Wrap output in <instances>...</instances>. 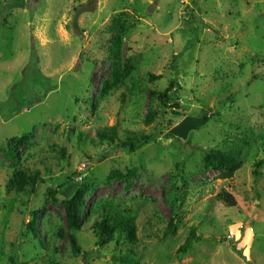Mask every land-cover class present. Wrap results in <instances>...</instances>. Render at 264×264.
<instances>
[{"label": "rangeland", "instance_id": "374dc122", "mask_svg": "<svg viewBox=\"0 0 264 264\" xmlns=\"http://www.w3.org/2000/svg\"><path fill=\"white\" fill-rule=\"evenodd\" d=\"M18 1L0 0V264H123L130 246H99L93 231L104 200L134 215L142 264H264V166L254 174L264 158V0ZM115 18L132 71L103 95ZM171 81L180 110L162 115L151 93ZM151 109L160 114L146 125ZM185 119L198 124L174 131ZM114 126L122 142L161 135L133 153L98 145L97 132ZM34 129L10 162V139ZM245 143L232 178L203 170L207 152ZM21 169L40 172L33 193L11 187ZM114 171L127 178L109 182ZM79 186L88 196L75 256L62 201ZM38 210L36 238L27 225Z\"/></svg>", "mask_w": 264, "mask_h": 264}, {"label": "trees", "instance_id": "16d2710c", "mask_svg": "<svg viewBox=\"0 0 264 264\" xmlns=\"http://www.w3.org/2000/svg\"><path fill=\"white\" fill-rule=\"evenodd\" d=\"M18 7H24L25 2L23 0L18 1ZM108 32L110 34V41L108 46V54L109 58L112 61V74L111 78L105 80L101 87V93L103 95L111 94L116 90H119L123 86V79L127 77L131 71L132 67L129 64L130 59H123L122 57V47H123V39H124V27L119 22L118 19H114L111 25L108 28ZM149 76L158 80L161 79L162 76H155L153 74H149ZM179 87V84L171 81L169 83L168 88L164 92H152V99L155 97L158 100L160 106L162 107V115L166 114V110L170 108V110L179 111L180 105L176 103H172L171 93L173 90H176ZM178 112H174V116H177ZM159 111L151 109L144 123L146 125L152 124L156 117L159 116ZM209 117H205V121H207ZM170 124L172 122H169ZM198 124L193 119H185L182 123L178 124L173 130H179L182 127L188 126L190 129L194 128V125ZM36 129V128H35ZM33 132L25 134L22 137H14L10 139L7 147L6 157L10 162L15 161L18 158L19 151L24 148L32 139ZM161 134H140L136 135L134 133H128L127 139L122 142L118 137V129L116 126L112 128H104L100 129L97 132L98 137V145H103L104 143H108L110 145H115L117 150H122L125 152L133 153L137 149L155 141L157 137ZM244 145L238 146L236 149H232L230 151H221V150H211L207 152L203 157V170L205 172L210 171H219L221 173V178L223 180L230 179L233 177L236 170L240 167V156L243 149H245ZM264 166V158L259 160L254 164V174L255 176L261 175L259 172V168ZM131 175H134L133 171L129 172ZM127 178V175L120 171L111 172L109 176V182L114 180H123ZM42 181L40 172H35L30 174L28 171L19 170L13 174V178L10 182L12 188H14L17 192L22 193H33L35 191V187L38 182ZM62 183L60 186H63ZM56 192H50V196L55 198ZM88 196V187L79 186L74 194L69 198L62 201V204L65 209L66 214V222L69 231V241L71 245L72 252L75 256H79L83 254V250L78 243L77 232L80 230L82 226V219L84 216L86 202ZM222 202L228 204V207H235L237 204L233 200V197L230 194H225L221 197ZM92 213L96 216V221L93 226V231L95 237L97 239L99 246L107 245L108 243L114 242L117 247H121V245L130 246V250L123 252L120 261L123 264H142L140 260V255L134 251L133 246H135L138 241L137 235V225L135 221L134 215L131 214L130 211H125L120 209L115 203L107 200L100 202ZM42 214L41 210L34 211L32 220L28 223V230L34 235V237L39 236L37 222L39 216ZM169 229L171 230L174 227V218H172L169 222ZM57 237L63 239L65 238L64 229H60L57 233ZM122 249V247H121Z\"/></svg>", "mask_w": 264, "mask_h": 264}]
</instances>
